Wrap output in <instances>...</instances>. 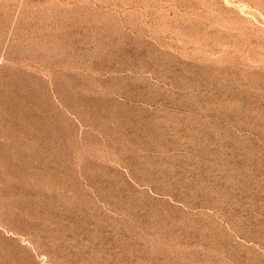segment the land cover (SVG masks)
<instances>
[{
  "label": "rangeland",
  "instance_id": "obj_1",
  "mask_svg": "<svg viewBox=\"0 0 264 264\" xmlns=\"http://www.w3.org/2000/svg\"><path fill=\"white\" fill-rule=\"evenodd\" d=\"M0 264H264V0H0Z\"/></svg>",
  "mask_w": 264,
  "mask_h": 264
}]
</instances>
